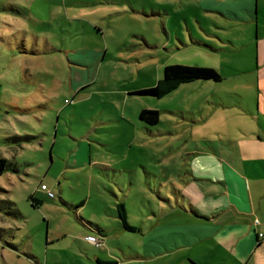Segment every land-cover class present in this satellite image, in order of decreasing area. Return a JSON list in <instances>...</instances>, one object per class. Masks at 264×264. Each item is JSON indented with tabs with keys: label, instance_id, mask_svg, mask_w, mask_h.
<instances>
[{
	"label": "rangeland",
	"instance_id": "obj_1",
	"mask_svg": "<svg viewBox=\"0 0 264 264\" xmlns=\"http://www.w3.org/2000/svg\"><path fill=\"white\" fill-rule=\"evenodd\" d=\"M242 4L0 0V140L22 138L0 142L13 163L0 176V200L21 214L0 212V264H98L96 257L188 264L184 257H195L188 249L166 254V228L183 221L182 202L189 209L183 190L197 195L189 171L258 127L248 111L256 105L263 17L255 2L257 23L217 15ZM168 65L215 69L220 81L182 84L160 99L139 94ZM144 109L159 113L158 124L140 120ZM119 204L138 232L113 231ZM82 221L108 229V237ZM88 235L95 241L85 242Z\"/></svg>",
	"mask_w": 264,
	"mask_h": 264
},
{
	"label": "crops",
	"instance_id": "obj_2",
	"mask_svg": "<svg viewBox=\"0 0 264 264\" xmlns=\"http://www.w3.org/2000/svg\"><path fill=\"white\" fill-rule=\"evenodd\" d=\"M261 1L241 0L244 6L238 12L229 7L228 13L222 11L217 15L257 23L259 19L252 12L255 2L257 14L264 21V0ZM239 11L249 13L251 18L246 19ZM257 39L256 49L262 54V61L256 66L255 111L248 113L258 127L229 138L225 144L227 149L211 151L209 161L196 162L199 168L189 172L198 181L197 195L183 190L189 209L185 211L182 202L183 221L174 223L175 227L170 226L172 229L166 228V254L182 249L194 251L195 257H184L188 264H264V27ZM2 52L5 53L4 49ZM3 102L9 103L4 99ZM0 157L3 156L0 154ZM115 223L113 231L123 230L118 221ZM87 228L97 233L94 227ZM99 228L104 235L100 236L108 237L109 230ZM96 260L100 259L96 257Z\"/></svg>",
	"mask_w": 264,
	"mask_h": 264
},
{
	"label": "trees",
	"instance_id": "obj_3",
	"mask_svg": "<svg viewBox=\"0 0 264 264\" xmlns=\"http://www.w3.org/2000/svg\"><path fill=\"white\" fill-rule=\"evenodd\" d=\"M194 81L219 82L220 77L215 69L198 68V67L181 66V65H168L163 68L162 78L157 81L156 85L150 89L139 91V94L151 95L160 99L166 96L167 94H170L174 90H176L180 85L186 83H192ZM139 118L148 125H156L159 122V113L155 110L144 109L139 113ZM20 140H22V138L17 135L3 139L5 143H9V144H14L15 142H19ZM10 165H13V163H11L9 159L5 157H0V176L6 173V170ZM42 185L43 184H41L39 187L40 190ZM41 191L46 192L48 191V189L46 191L45 190H41ZM46 195L50 199L54 198V195H52V197H49L48 192L46 193ZM29 201L31 202V205L33 207H38L41 204V201H39L32 195H30ZM116 211H117V216L119 218L118 223L124 231L129 233L138 232L137 228H135L133 225H130L127 222V217L124 212V208L122 204L116 206ZM0 212L12 219L21 218V214L16 209L15 203L9 200L8 201L0 200ZM82 222L86 227H91V226L94 227L99 237H101L100 235L104 236L102 234L103 233L102 230L95 224H92L91 222H87V221H82ZM3 230L4 229L0 228V238H1V233L3 234ZM97 263L110 264L107 262H102L100 260H97Z\"/></svg>",
	"mask_w": 264,
	"mask_h": 264
},
{
	"label": "built area",
	"instance_id": "obj_4",
	"mask_svg": "<svg viewBox=\"0 0 264 264\" xmlns=\"http://www.w3.org/2000/svg\"><path fill=\"white\" fill-rule=\"evenodd\" d=\"M41 190H45V191H46L47 189L45 188L44 185H42V186H41ZM52 195H53V194H52L51 192H48V196H49V197H52ZM260 236H262V235L260 234ZM85 240H86V241H95V238H94L93 236H88V237L85 238Z\"/></svg>",
	"mask_w": 264,
	"mask_h": 264
}]
</instances>
